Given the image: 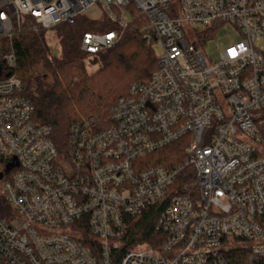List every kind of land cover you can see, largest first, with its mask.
Instances as JSON below:
<instances>
[{
  "label": "built area",
  "instance_id": "built-area-1",
  "mask_svg": "<svg viewBox=\"0 0 264 264\" xmlns=\"http://www.w3.org/2000/svg\"><path fill=\"white\" fill-rule=\"evenodd\" d=\"M96 4L116 29L84 32L83 52L117 45L133 6L160 53L117 97L108 126L72 122L60 151L51 126L32 120L2 39L24 26L58 39ZM224 23L241 37L209 61L203 44ZM261 107L264 0H0V264H264ZM178 140L182 161L144 166ZM163 198L157 237L123 246L130 220Z\"/></svg>",
  "mask_w": 264,
  "mask_h": 264
},
{
  "label": "trees",
  "instance_id": "trees-1",
  "mask_svg": "<svg viewBox=\"0 0 264 264\" xmlns=\"http://www.w3.org/2000/svg\"><path fill=\"white\" fill-rule=\"evenodd\" d=\"M127 9H130V20L119 43L95 54L83 52L80 40L84 32L116 29L105 16L99 20L77 18L57 39L59 56L51 54L48 36L42 29L34 31L24 26L14 33L10 44L2 39L4 49L15 54L13 72L21 81L20 94L34 107L32 120L51 126L50 138L60 151L66 146L67 130L72 122L94 115L101 127L108 126L111 106L117 97L126 94L131 84L146 80L156 68L154 48L147 46L141 38L146 19L131 6ZM89 56H92L89 65L97 66L90 73L85 62V57ZM254 123L264 138V107L254 117ZM182 146L178 140L147 154L144 166L172 167L184 157ZM184 173L189 175V182L192 181V169L187 168ZM183 181L179 175L175 186ZM166 205L167 199L163 198L130 220L123 246L151 243L157 237L155 220ZM3 207L0 196V216Z\"/></svg>",
  "mask_w": 264,
  "mask_h": 264
},
{
  "label": "rangeland",
  "instance_id": "rangeland-1",
  "mask_svg": "<svg viewBox=\"0 0 264 264\" xmlns=\"http://www.w3.org/2000/svg\"><path fill=\"white\" fill-rule=\"evenodd\" d=\"M131 8H133V6H131ZM129 13H130V9H127V16L130 20ZM104 16L105 15L103 14V11L100 5L96 4L95 7L89 10L87 13L79 14L76 17V19L77 18H87L88 20H99ZM186 33L188 37L191 39V31L187 30ZM46 35L48 36V39H49V47H50L51 54L53 56H59L60 47L58 44L57 37L51 30H47ZM240 37L241 35H240L239 30L231 23L219 24L217 29L211 32L210 37L207 39V41L204 42L203 52L209 61H212V62L217 61L219 52L225 46L233 43L234 41L239 40ZM154 51L156 55L160 53V50L158 47H154ZM91 58L92 56H89L88 58L85 57V62L88 64L87 71L89 73L94 71L97 68L96 65H92V66L89 65V60ZM40 72H42V70H40ZM260 110L261 108H258L254 111L255 116L260 112Z\"/></svg>",
  "mask_w": 264,
  "mask_h": 264
}]
</instances>
